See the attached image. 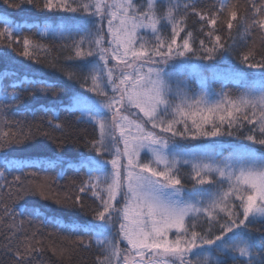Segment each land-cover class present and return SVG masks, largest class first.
Here are the masks:
<instances>
[{"label": "snow or ice", "instance_id": "6c2138e0", "mask_svg": "<svg viewBox=\"0 0 264 264\" xmlns=\"http://www.w3.org/2000/svg\"><path fill=\"white\" fill-rule=\"evenodd\" d=\"M0 3L52 20L0 13L10 264H45L48 251L58 264L85 252L92 264H264V0ZM28 100L51 103L39 120H9ZM75 125L95 134L66 131ZM38 137L85 150L66 162L76 178L65 188L63 167L48 174L59 156L30 154Z\"/></svg>", "mask_w": 264, "mask_h": 264}, {"label": "trees", "instance_id": "16d2710c", "mask_svg": "<svg viewBox=\"0 0 264 264\" xmlns=\"http://www.w3.org/2000/svg\"><path fill=\"white\" fill-rule=\"evenodd\" d=\"M214 0H208V3H212ZM241 3H243V0H241ZM7 12L13 19L17 20L18 22L22 21H28L30 23H35L37 21L40 22L41 28H43L44 23H52L51 18L39 15V14H32L12 9H7L2 3H0V13ZM35 31V29H33ZM222 35H226V29L221 33ZM51 55L55 56L57 55L56 52H53ZM229 60H231V57H228ZM34 67L39 68V65H34ZM66 99V98H65ZM11 103V102H10ZM51 100L49 101H32L28 100V109L27 111L23 106L14 105L12 109L8 112V119L9 120H21V121H33V120H39L40 117L44 116V113L40 111V108L44 104H50ZM58 103V102H57ZM33 112H35V116H33ZM71 120L74 122L73 117H68L67 114L61 113V120L65 119ZM45 121L47 120V117H44ZM4 127L3 124V118H0V128ZM6 130V129H5ZM51 131V129H48ZM68 133L73 134L74 136H85L91 137L95 134L94 129L91 126L88 125H75L73 128L66 129ZM55 136L59 137L61 136L60 131H56L53 133ZM39 145H37L35 148L30 149L29 152L31 155H33L34 158H42V159H55L56 156H59L61 161L63 163L59 164L55 170L49 172L48 174L51 176H55L58 172L61 171V167L64 169V179L59 182L58 187L63 189L65 188L69 181L72 179H75L76 176L72 169L68 168L67 163L68 161H71L73 164L79 163L81 158V153H84L85 150L82 146L77 147L73 143L69 142L65 145L64 150L61 152L55 148V145L51 144L48 140L44 139L43 137H38ZM46 146V147H42ZM15 174V173H14ZM9 180L12 179V176L9 175L7 177ZM2 195V194H0ZM43 204L47 205V211L52 212H63L64 210L59 209L55 204H52L51 202H41ZM27 220L28 217H17V223L20 222V220ZM3 226H0V230H2ZM42 242L47 246L51 245L53 243L52 240H49L47 236L45 235L42 238ZM85 259L78 261V264H92L93 260L95 259V256L92 253L85 252L82 254ZM45 264H58L57 258L52 255L51 251H48L46 256L44 257ZM0 264H10V257L6 256L3 251V243L0 242Z\"/></svg>", "mask_w": 264, "mask_h": 264}]
</instances>
